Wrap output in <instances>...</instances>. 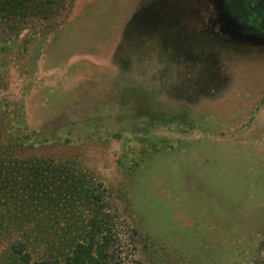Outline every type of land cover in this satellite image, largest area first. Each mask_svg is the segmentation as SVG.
Masks as SVG:
<instances>
[{
	"label": "rangeland",
	"instance_id": "obj_1",
	"mask_svg": "<svg viewBox=\"0 0 264 264\" xmlns=\"http://www.w3.org/2000/svg\"><path fill=\"white\" fill-rule=\"evenodd\" d=\"M167 1L41 0L19 33L0 27V147L101 183L125 264H264V38L215 0ZM143 114L193 125L155 121L144 155L147 137H114L109 118ZM97 116L95 136L57 130Z\"/></svg>",
	"mask_w": 264,
	"mask_h": 264
},
{
	"label": "trees",
	"instance_id": "obj_2",
	"mask_svg": "<svg viewBox=\"0 0 264 264\" xmlns=\"http://www.w3.org/2000/svg\"><path fill=\"white\" fill-rule=\"evenodd\" d=\"M40 2L0 0V27L19 33L23 20L39 13ZM242 21L256 26L253 20H234L237 26ZM109 118L116 122L114 137L127 129L147 137L155 121L178 124L175 129L181 132L193 125L185 116L176 115ZM102 127L103 117L97 116L79 124L59 125L57 130L95 136V130ZM35 135L42 138L40 132ZM145 143L142 154L146 155L147 148L157 151L153 138L147 137ZM18 147L16 142L0 147V244L6 242L0 250V264H125L127 244L117 230L119 216L112 208L110 192L69 162L17 157L13 149ZM8 222L35 224L38 230L17 233L14 238L6 228Z\"/></svg>",
	"mask_w": 264,
	"mask_h": 264
},
{
	"label": "flooded vegetation",
	"instance_id": "obj_3",
	"mask_svg": "<svg viewBox=\"0 0 264 264\" xmlns=\"http://www.w3.org/2000/svg\"><path fill=\"white\" fill-rule=\"evenodd\" d=\"M218 9V16L240 33L246 36L264 38V32L257 29L249 22L242 21L240 26L234 20H264V0H215ZM173 3L167 1L170 6ZM175 5V4H174ZM178 5V2H176ZM255 23V22H254Z\"/></svg>",
	"mask_w": 264,
	"mask_h": 264
}]
</instances>
